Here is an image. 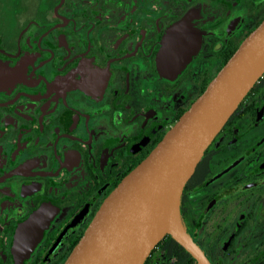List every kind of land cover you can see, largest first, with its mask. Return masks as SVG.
<instances>
[{"label":"flooded vegetation","instance_id":"1","mask_svg":"<svg viewBox=\"0 0 264 264\" xmlns=\"http://www.w3.org/2000/svg\"><path fill=\"white\" fill-rule=\"evenodd\" d=\"M263 18L264 0H0V264H63ZM180 211L211 264H264V72ZM167 236L143 264H197Z\"/></svg>","mask_w":264,"mask_h":264},{"label":"water","instance_id":"2","mask_svg":"<svg viewBox=\"0 0 264 264\" xmlns=\"http://www.w3.org/2000/svg\"><path fill=\"white\" fill-rule=\"evenodd\" d=\"M263 72L264 18L158 144L107 195L63 264H143L166 234L197 264H211L186 229L180 211L182 190Z\"/></svg>","mask_w":264,"mask_h":264},{"label":"trees","instance_id":"3","mask_svg":"<svg viewBox=\"0 0 264 264\" xmlns=\"http://www.w3.org/2000/svg\"><path fill=\"white\" fill-rule=\"evenodd\" d=\"M261 78V77H260ZM259 78V79H260ZM257 83V82H256ZM255 85V84H254ZM254 85H253V87H254ZM253 87L248 91V93L253 89ZM247 93V94H248ZM247 94L245 95V96H247ZM244 100H245V97L242 99V101L240 102V104L238 105V107H237V109L233 112V114L230 116V118L227 120V122L226 123H228L235 115H236V113L239 111V109H240V107H241V105L243 104V102H244ZM225 123V124H226ZM168 238H170V239H172V237L171 236H167Z\"/></svg>","mask_w":264,"mask_h":264},{"label":"rangeland","instance_id":"4","mask_svg":"<svg viewBox=\"0 0 264 264\" xmlns=\"http://www.w3.org/2000/svg\"><path fill=\"white\" fill-rule=\"evenodd\" d=\"M3 11V10H2ZM6 11V10H5ZM2 13V12H1Z\"/></svg>","mask_w":264,"mask_h":264}]
</instances>
